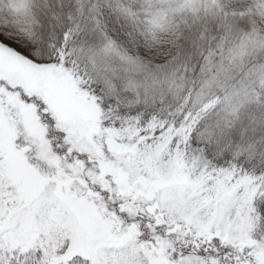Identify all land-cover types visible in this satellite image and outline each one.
Wrapping results in <instances>:
<instances>
[{"label": "snow or ice", "instance_id": "6c2138e0", "mask_svg": "<svg viewBox=\"0 0 264 264\" xmlns=\"http://www.w3.org/2000/svg\"><path fill=\"white\" fill-rule=\"evenodd\" d=\"M0 264H264V0H0Z\"/></svg>", "mask_w": 264, "mask_h": 264}]
</instances>
